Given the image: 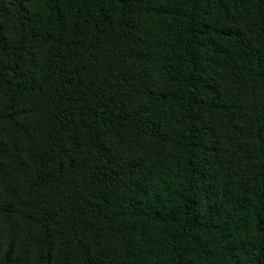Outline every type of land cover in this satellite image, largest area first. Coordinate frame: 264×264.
<instances>
[{
  "label": "trees",
  "instance_id": "1",
  "mask_svg": "<svg viewBox=\"0 0 264 264\" xmlns=\"http://www.w3.org/2000/svg\"><path fill=\"white\" fill-rule=\"evenodd\" d=\"M0 264H264V0H0Z\"/></svg>",
  "mask_w": 264,
  "mask_h": 264
}]
</instances>
